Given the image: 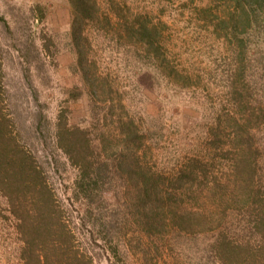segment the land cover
<instances>
[{
    "label": "rangeland",
    "instance_id": "1",
    "mask_svg": "<svg viewBox=\"0 0 264 264\" xmlns=\"http://www.w3.org/2000/svg\"><path fill=\"white\" fill-rule=\"evenodd\" d=\"M110 1L121 15L109 10ZM37 3L48 8L43 19L32 11ZM99 3V22H93L78 16L69 0H0V105L41 158L58 197L68 201L78 176V168L53 142L60 111L72 105L73 122L85 113L86 96L76 103L69 100L80 79L73 69L80 49L89 75L105 86L96 101L100 111L109 109L105 128L119 134L120 119L135 118L148 133L143 161L164 175L163 189L175 192L187 210L212 219L202 232L148 237L137 225L139 210L133 209V215L123 207L126 194L117 186L109 201L121 206L117 223L128 255L126 262L113 263L224 264L214 248L223 234L236 245L251 242L259 251L264 242L253 221L260 210L255 195L261 190L264 196V27L246 42L235 38L230 16L238 5L232 0ZM109 14L115 30L106 23ZM1 17L10 21L13 32ZM126 17L157 26L159 54L149 55L147 47L128 37L117 24ZM117 30L119 44L112 40ZM49 38L53 41L45 48ZM38 109L47 117V145L32 127ZM95 247V264H112L104 249ZM21 249L16 219L0 192V264H19ZM261 258L246 264H264V252Z\"/></svg>",
    "mask_w": 264,
    "mask_h": 264
},
{
    "label": "trees",
    "instance_id": "2",
    "mask_svg": "<svg viewBox=\"0 0 264 264\" xmlns=\"http://www.w3.org/2000/svg\"><path fill=\"white\" fill-rule=\"evenodd\" d=\"M69 1L78 16L87 21L99 22L97 13L102 10L99 0ZM232 1L238 5L230 16L233 36L246 42L252 36L261 34V28L264 27V0ZM107 6L109 10L121 15L114 1H110ZM32 11L38 12L41 16L39 18L43 19L48 8L37 3ZM1 20L6 30L13 32L10 21L5 17H1ZM112 21L109 14L106 18L108 26L112 25ZM117 24L124 28L129 38L136 39L138 45L147 47L149 55L152 56L151 51L159 54L161 45L156 25L140 18L128 21L127 17ZM108 26L105 25V28ZM112 30H115L113 25ZM118 34L119 30L112 39L117 40L116 44H119L121 38ZM52 41L46 40L45 48ZM74 42L79 45L76 32ZM13 47L20 52L16 43H13ZM77 50L78 62L74 63L73 69L80 79L71 89L69 100L76 103L84 101L86 96L85 113L79 122H73L72 105L60 111L54 126L53 142L71 164L78 168L74 191L72 196L67 197L68 201L58 197L41 158L26 145L20 126L15 124L14 118L5 114L0 105V192L7 198L9 211L16 219L22 244L19 264H95V246L104 249L112 264L118 259L126 262L127 244L117 223L121 206L109 201L111 191L115 193L117 186L120 194H126L120 200L124 201L123 207L133 215L139 210L137 225L148 237L202 232L212 222V219L207 221L201 211H190L179 204L175 192L163 189L164 175L154 172L143 161L141 149L147 144L148 133L140 130L135 118H121L119 134L105 128L109 109L100 111L96 107L97 94L105 86L101 82L96 84L85 66V52ZM29 56L26 54L25 59ZM2 69L3 64L0 62ZM34 120L32 127L39 134L42 133L39 142L49 144L43 130L47 121L44 111L38 109ZM80 198L82 201L75 200ZM255 198L260 203V210L253 224L264 242L263 191H257ZM132 200L135 202L132 203ZM135 208L136 211H133ZM223 236L214 248L224 264H246L263 255L264 243L256 251L251 248V242L236 245L228 241L225 234Z\"/></svg>",
    "mask_w": 264,
    "mask_h": 264
}]
</instances>
